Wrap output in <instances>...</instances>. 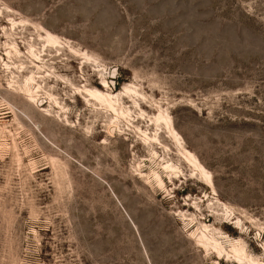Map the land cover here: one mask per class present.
<instances>
[{
	"label": "rangeland",
	"instance_id": "374dc122",
	"mask_svg": "<svg viewBox=\"0 0 264 264\" xmlns=\"http://www.w3.org/2000/svg\"><path fill=\"white\" fill-rule=\"evenodd\" d=\"M45 32L65 84L39 79L27 103L28 64L0 62V264H238L236 241L264 264V0H0V56ZM159 111L180 145L163 126L143 143Z\"/></svg>",
	"mask_w": 264,
	"mask_h": 264
},
{
	"label": "bare ground",
	"instance_id": "6f19581e",
	"mask_svg": "<svg viewBox=\"0 0 264 264\" xmlns=\"http://www.w3.org/2000/svg\"><path fill=\"white\" fill-rule=\"evenodd\" d=\"M11 23L13 24V22H11ZM38 39H39V41H41V46H40L41 48L40 49H36L32 44H29L27 52L22 53L20 51V49L15 44H7L6 45L7 51L5 53L1 54V56H0V62H1L3 69L11 75H12V73H11L12 62H10V60H11L10 55L12 52H13L12 55H14L15 57L23 58L24 59L23 63H27L28 69L29 68L31 69L29 71V76L25 77L23 80L22 89L20 92V94L23 95V99L27 103L36 102L37 98L39 97V93H40V89H41V86L38 84L39 79H41L42 81H45V80L49 81L50 80V81H55L57 83L65 84L60 78H58L55 75L54 68L49 67L45 64V62H44L45 57L54 58L56 60L58 59L59 63L64 62L63 68H65V66L68 63L72 62V61H68V59L64 58L63 51H62L64 49V46L61 42H59V40L56 37L49 34L48 32H45V37L41 38L40 36H38ZM69 53H71L75 56H78L77 53L71 49H69ZM2 56L5 57L6 60L3 59ZM78 57H80V56H78ZM82 57L83 58L80 57V59H85L88 62L90 61V60H88V57H86L84 54ZM23 63L20 64L21 72L27 68V66H25ZM56 63H58V62H56ZM83 68H84V65L81 66V68H80L81 72H82ZM12 79L13 78H11V83H15V82H13ZM99 85L101 87L107 89V90L109 88L108 83L105 80H101V84H99ZM76 90L81 95H83V97L85 98L86 104L90 105L91 102H95L98 105H100V107H103L105 109L110 110L115 116L114 120H116L119 116H123V113L121 111H120V113H118V110L114 107L115 106L114 104L117 103L114 100L117 97V95L110 96L108 94V92L106 93V92H102V91H98V90H94V89H86L85 87H82L81 89H76ZM125 91L127 93L129 92V90L127 88L125 89ZM48 98H50V97H48ZM53 103L55 105H57L56 102H53ZM151 121L155 125L154 127H156V129L154 128L155 131L153 133L152 138H150L145 131L144 132L140 131V133L142 134V141L144 144L149 145V144H154V142H157V138H156L157 132L163 126L169 132V134L172 136L174 141L178 145H180V141H181L180 136L173 129L170 117H168L166 114L163 115L162 112L159 111L158 114L155 115L151 119ZM115 128H116L115 124L110 125V127L107 130L108 134L110 135L109 131L111 129H115ZM182 155H183L184 161L192 168V171L196 175H198L199 178L203 182H205L206 185L213 188L210 173L207 172L201 166V164L198 162L197 158L191 152H188L186 150H183ZM162 169L170 170V171L175 170V168H173L171 166V164H169V163L163 164ZM153 178L155 179L156 183L161 187L163 183H162L159 175L154 174ZM199 240L201 241V243L204 244V246L205 245H211L212 249L215 250L217 252V254L220 255L223 247H221L220 244L215 239H213L212 237L208 238L205 235L201 234L199 237ZM231 253L233 254L232 256L235 258V260L237 261L238 264H261V263L254 261L249 256H247L244 248L242 247V245L238 241H236L235 243H232Z\"/></svg>",
	"mask_w": 264,
	"mask_h": 264
}]
</instances>
